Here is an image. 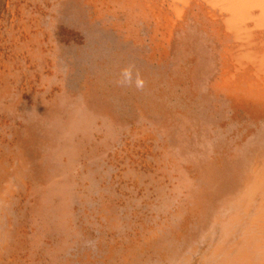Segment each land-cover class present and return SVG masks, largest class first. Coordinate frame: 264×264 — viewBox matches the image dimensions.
I'll return each instance as SVG.
<instances>
[{"label": "rangeland", "instance_id": "rangeland-1", "mask_svg": "<svg viewBox=\"0 0 264 264\" xmlns=\"http://www.w3.org/2000/svg\"><path fill=\"white\" fill-rule=\"evenodd\" d=\"M59 15L0 0V264H264V186L239 170L264 120L234 118L205 69L136 101L126 31Z\"/></svg>", "mask_w": 264, "mask_h": 264}, {"label": "bare ground", "instance_id": "bare-ground-1", "mask_svg": "<svg viewBox=\"0 0 264 264\" xmlns=\"http://www.w3.org/2000/svg\"><path fill=\"white\" fill-rule=\"evenodd\" d=\"M52 7L57 16L60 13L62 29L126 31L130 42H120L124 48L131 46L128 57L136 101L140 95L154 99L175 89L183 92V75L205 69L207 91L226 103L234 118L264 120V0H52ZM185 27L194 29L188 34L189 64L182 62L175 68L179 44L184 45L183 39L177 41ZM122 47H112V59L103 62V69L109 63H123ZM151 106L155 111L152 101ZM252 154L239 157L251 159L239 170L241 175H256L252 181L264 186V178L259 179L264 176V141ZM255 219L257 223L263 219L264 225V213Z\"/></svg>", "mask_w": 264, "mask_h": 264}]
</instances>
